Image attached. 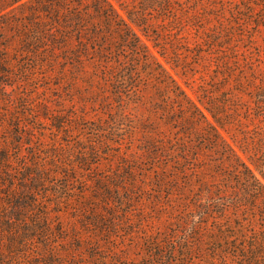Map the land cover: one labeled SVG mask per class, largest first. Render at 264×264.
Returning <instances> with one entry per match:
<instances>
[{
    "label": "trees",
    "instance_id": "16d2710c",
    "mask_svg": "<svg viewBox=\"0 0 264 264\" xmlns=\"http://www.w3.org/2000/svg\"><path fill=\"white\" fill-rule=\"evenodd\" d=\"M30 1L35 18L16 16L25 3L0 7V36L29 51L56 90L65 87L59 111L47 100L43 108L50 130L67 142L45 152L30 142L25 153L22 136L31 141L34 133L8 103L16 146L0 141V264H264V81L248 80L239 49L225 42L237 24L259 28L264 0ZM3 50L0 91L31 72H16L22 66L11 64L8 45ZM159 56L184 69L213 62L212 82H223L224 100L205 70L190 87L194 97ZM237 69L231 85L228 73ZM246 91L252 127L228 133L229 105ZM104 160L119 167L109 173L113 183L106 174L84 175ZM150 180L154 209L165 215L158 222L166 225L145 235V251L134 258L126 251L138 239L120 245L121 233L110 234L124 222L115 208L122 189L126 201L144 207ZM88 194L114 211L95 207ZM79 219L83 229L73 225ZM111 240L117 244L109 249Z\"/></svg>",
    "mask_w": 264,
    "mask_h": 264
},
{
    "label": "rangeland",
    "instance_id": "374dc122",
    "mask_svg": "<svg viewBox=\"0 0 264 264\" xmlns=\"http://www.w3.org/2000/svg\"><path fill=\"white\" fill-rule=\"evenodd\" d=\"M121 1H125L127 3L133 2V0H119V2ZM31 2L32 1L30 0H0V7H18L22 3H25V5H22V7L14 9V12L17 13L16 16H18V18L21 17L20 19L25 20L24 17L35 18V16L30 13L29 5L32 4ZM113 2L118 6L119 2L117 0H113ZM253 19L254 21H256V18ZM4 21L5 19H0V27L3 26ZM260 23H262L263 25L261 24L259 28H257L256 25H252V27L249 28L248 26L244 27L240 24H237V26L231 30L232 36L225 40L226 43L232 42L234 44V46H230L227 44L230 49H239L238 54L240 55L241 53V55L239 56V61L244 67L243 75H246L248 80L252 79L255 76L258 77L260 81H264V22L262 21ZM11 31L12 29L9 30L7 28L5 30V35L7 36V34H9ZM252 35L255 36V38H252ZM5 45L9 46V51L7 53L10 54L9 56L11 57V64L16 68L22 66L18 68L16 72H19L20 69L24 68L25 66L30 68L31 72H29L28 75L24 77H20L19 73H17L18 77L13 78L14 81H17V85L12 86V84L7 83L4 90L0 91V141H7L6 144H9L12 147L16 146L15 142H12V138L14 137V125L12 122H8L7 120H5L8 118V114H6L5 110L7 109L9 103L13 106L10 111L20 115V121L25 125L28 124L31 133H34L31 141L30 138L27 137V135L22 136L25 147V149L23 150L25 153H27V147H30V144H28L30 142H32L43 152H45V150H49L47 148L52 147L53 143H66V134H61L60 131L50 130L52 128L51 121L44 117L45 111L43 108L45 100H47L52 103L53 109L59 111L60 105L58 104L60 103V101L58 97L59 95L63 97L66 95L64 92L65 87L64 89L61 88L56 90L53 85L51 86V82L48 79L42 77V73H44L45 70L42 67L35 65L36 62L35 60H33V55L29 51H16L17 49L22 50L25 48L23 46H21V48H17L13 40H11V44H8V40L4 38V36L3 38L2 36H0V53L5 51L3 50V47ZM159 58L164 62L170 74L175 77L194 97L195 95L193 94L190 87L193 86L195 88L197 86L200 81V70H205L206 80L210 83V85L213 86V88L217 92L220 93L218 99L224 100L226 90L222 88L223 82H221V84H214L212 82L214 78L213 75H215L216 71L218 70L213 62L204 66L198 64H195V66H193L192 64H188V67L184 69L182 67H174L173 65L166 63V61L161 56H159ZM254 69L256 71H254ZM233 72L235 73L233 74ZM237 74H240V71L238 69L232 70V72L228 73V76H231V79L229 80L231 85L235 83L234 77ZM247 91L241 94V97L238 99L239 101L236 105H229V114L227 115V119H233L234 124L233 126L229 125L228 133L237 132L239 131V128L245 125L250 126V128L252 127V122L249 120L245 111L247 105L251 101V95H249ZM62 109H64V111L66 112L69 109V106L64 104ZM232 109H234L235 112H232ZM240 116H242V118ZM238 118H241V121L237 120ZM262 119L264 120V118ZM223 133L227 136V138H229V134H227L224 130ZM109 148L110 146H107L106 144L100 146L103 157H108L107 153L109 151ZM111 160L117 164L118 156L115 155L111 157ZM118 168L119 167H117V165L109 164L108 160H104V162L99 167H93V170L85 173L84 175L87 178L94 179L99 175L102 176L106 174L109 182L113 183L115 180L110 174L112 172L115 173ZM96 186L97 185L93 184L90 185V187H87L88 193L90 191H96ZM147 186L148 190L142 191L141 193V196L146 197V204L144 205V207L140 206L138 202L126 201L125 198L128 197V194L125 193L124 189L121 190L123 193V200H121V204L120 202H118L117 207L115 208V211H118V214L115 215V218L123 219L124 222H119V228L113 229V232L110 233L114 234L117 233V231L121 233V238L118 239V241H120L118 242L120 245L123 243V245L131 246L132 241L138 239L139 243L141 244H138L135 247L131 246L129 250L126 251L134 258L137 257L138 254L143 250L145 251V246L142 245V241L145 238V235L160 233V231L165 229L166 225V223L164 222H158L160 218L163 216L165 217V215L161 211H157L156 209H154L155 204L151 201L152 191L156 189L153 185V181L150 180L147 183ZM75 187L77 190H79L81 184H75ZM86 199L90 202L94 201L93 203L95 204V207H98L103 211H114L113 208L109 209L105 206L106 200L104 199L99 200L98 197H93L90 194H88ZM80 200H83V198H81ZM72 206L78 207L79 201ZM77 213L78 212L76 211L70 212L66 216L73 217ZM73 225H77L79 229H83L86 224L84 223V219H79L78 221H75ZM133 231L136 233L135 237L131 236ZM116 244V240H111V244L107 245L109 249H111V246H114ZM69 246L70 245L68 243H61L60 247L63 252H66L69 250ZM34 251H36V249H34Z\"/></svg>",
    "mask_w": 264,
    "mask_h": 264
}]
</instances>
